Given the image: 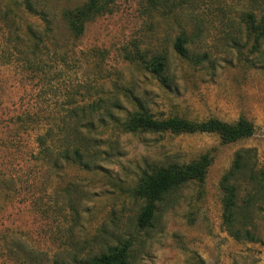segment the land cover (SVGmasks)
I'll return each mask as SVG.
<instances>
[{"label":"rangeland","instance_id":"obj_1","mask_svg":"<svg viewBox=\"0 0 264 264\" xmlns=\"http://www.w3.org/2000/svg\"><path fill=\"white\" fill-rule=\"evenodd\" d=\"M33 1L50 27L47 49L38 55L25 52L23 43L28 26L44 21L19 0H0V174L13 179L0 197V243L11 235L39 251L41 259L9 260L3 248L0 264H54V254L102 228L104 240H132L129 264H264L263 244L235 240L221 226L218 182L235 150L254 147L264 162V42L253 47L239 18L241 1L199 0L164 12L147 0H113V11L89 21L79 37L69 33L61 12L87 0ZM181 33L188 39V57L173 47ZM160 52L168 57L169 85L144 68L139 56ZM96 101L119 104L122 109L112 108L119 117L138 105L156 118L234 122L242 117L253 123L254 132L222 143L215 133H131L94 119L90 134L104 141L95 167L65 165L54 176L28 156L37 122ZM205 152L212 161L204 182L172 192L153 225L136 228L142 202L132 190L141 172L189 162ZM68 183L77 191L74 217L58 211ZM256 222L263 240L264 209Z\"/></svg>","mask_w":264,"mask_h":264},{"label":"trees","instance_id":"obj_2","mask_svg":"<svg viewBox=\"0 0 264 264\" xmlns=\"http://www.w3.org/2000/svg\"><path fill=\"white\" fill-rule=\"evenodd\" d=\"M24 10L38 15L44 25L31 24L27 28V38L23 43L25 52L41 54L47 49L49 22L43 11L35 8L33 0H19ZM199 0H147L152 8H161L164 12H172L174 8L191 7ZM240 20L252 36L257 47L264 42V0H240ZM113 0H87L80 5L67 8L61 17L69 33L74 37L83 34L85 26L96 17L113 11ZM187 37L181 33L176 36L173 47L175 51L188 57ZM144 68L159 78L160 82L169 85L171 78L167 74L168 57L164 52L154 54L151 58L139 55ZM2 55L0 54V58ZM200 63L201 58L194 59ZM134 99V96H132ZM122 107L113 102L111 106H103L96 101L92 103L68 107L65 115L50 122H37L33 138V146L27 151L28 156L53 173L65 165L90 169L97 165L101 140L98 134H90L95 128L94 119L102 127L108 123L119 127L123 132H170L173 134L207 132L215 133L222 143L235 142L250 137L254 125L245 118L234 122H226L210 117L204 120H192L177 115L156 118L147 108L137 106L131 111L124 110L123 117L112 111ZM21 120V124H22ZM109 121V122H107ZM212 157L209 152L202 153L189 162H172L167 165L144 169L132 190L134 199L142 202L135 216V227L145 229L151 227L159 207L172 201L171 194L181 186L196 182L202 184ZM13 181L0 174V197ZM11 186V185H10ZM221 204V226L235 240L259 242L264 245L257 232L256 218L264 209V162H260L254 147H243L235 150L231 162L221 174L218 182ZM64 204L58 210L64 217H71L77 212L78 202L72 195L77 193L73 184L63 188ZM76 197V196H75ZM107 230L102 228L89 239H84L76 247L64 249L53 256L54 264H129L132 258V240L129 238L117 242L104 240ZM9 236V235H8ZM7 238V237H6ZM71 243V242H70ZM5 249L6 258L13 260L20 256L29 261H39L41 253L33 247H27L20 241L8 237L0 243Z\"/></svg>","mask_w":264,"mask_h":264}]
</instances>
